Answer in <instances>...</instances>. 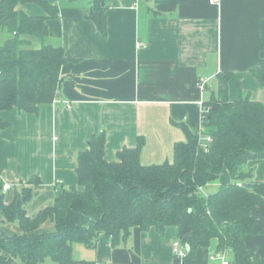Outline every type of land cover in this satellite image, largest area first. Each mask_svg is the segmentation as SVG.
<instances>
[{"label": "crops", "instance_id": "obj_1", "mask_svg": "<svg viewBox=\"0 0 264 264\" xmlns=\"http://www.w3.org/2000/svg\"><path fill=\"white\" fill-rule=\"evenodd\" d=\"M91 5L92 0L65 1L58 17L47 22L45 43L63 48L70 59L61 70L54 103L41 105L37 114L16 109L1 113L9 127L0 133V177L13 186L5 202L9 205L32 190L25 207L31 219L54 202L55 184L66 189L78 184V156L93 137L104 136L109 162L142 143V165L172 163L175 146L187 141L185 129L201 132L199 102L210 97L201 84L217 90L219 74H232L231 102L248 96L264 104V89L251 73L264 59V0H221L216 5L210 0H111L106 36L88 19ZM243 171L264 182V159L250 160ZM230 182L228 173L221 176L211 184V194ZM255 214L264 218V206ZM0 226L9 236L23 232L1 213ZM37 232L53 233L55 224L49 221ZM177 236L174 227L164 234L135 228L126 241L112 246L101 235L95 248L74 244L73 259L210 264L216 241L178 259L173 253ZM245 247L264 262V235L247 236ZM48 261L44 264H57Z\"/></svg>", "mask_w": 264, "mask_h": 264}, {"label": "trees", "instance_id": "obj_2", "mask_svg": "<svg viewBox=\"0 0 264 264\" xmlns=\"http://www.w3.org/2000/svg\"><path fill=\"white\" fill-rule=\"evenodd\" d=\"M110 1L92 0L88 16L104 36ZM26 5H36L43 13L30 15L23 10ZM58 15L59 6L48 0H0V133L9 127L2 112L37 114L41 105L55 101L61 70L70 62L63 48L45 43L47 22ZM35 41L40 45L34 47ZM260 47L264 52V20ZM251 73L264 89V59ZM231 77L219 74L217 90L205 87L210 97L204 102L209 112L203 127L212 141L205 148L198 134L185 129L187 141L175 146L172 163L142 165V143L109 162L104 136L93 137L89 149L78 156V184L69 189L56 185L54 202L34 219L25 210L33 191L7 205L0 177V213L23 231L9 236L0 226V264H92L73 259L74 244L92 249L104 235L118 246L135 228L164 234L169 227L177 229L189 252L216 241L217 250L229 252L235 264H264L256 251L245 247L247 236L264 235V218L255 214L264 206V182L243 171L250 160L264 159V104L248 96L231 102ZM227 173L230 183L212 194L201 192ZM49 221L55 232L38 233Z\"/></svg>", "mask_w": 264, "mask_h": 264}, {"label": "built area", "instance_id": "obj_3", "mask_svg": "<svg viewBox=\"0 0 264 264\" xmlns=\"http://www.w3.org/2000/svg\"><path fill=\"white\" fill-rule=\"evenodd\" d=\"M212 4H220L221 0H210ZM137 5H135L136 8ZM137 48H140V45L137 46ZM201 89L204 90L205 89V83L201 84ZM199 107H200V114H201V132L198 134L199 135V143L201 144V146L203 147H207V144L210 143L212 141V137L210 135H206V131L203 127V123L204 120L206 118L207 113L209 112L208 109H206L205 105H204V101L201 100L199 102ZM70 108V106H69ZM3 194H7L8 192L12 191L13 186H11L10 184L7 183H3ZM58 185L55 184V186ZM202 192V189H201ZM185 244H183L182 242H180L179 240H176L173 244V253L175 255L176 258L178 259H183L186 255H187V250L185 249ZM228 254L229 252L227 251H221V250H217L215 251L213 254H211L210 256V264H235L233 263L231 260H229L228 258Z\"/></svg>", "mask_w": 264, "mask_h": 264}, {"label": "rangeland", "instance_id": "obj_4", "mask_svg": "<svg viewBox=\"0 0 264 264\" xmlns=\"http://www.w3.org/2000/svg\"><path fill=\"white\" fill-rule=\"evenodd\" d=\"M49 2H54L55 4H57L58 6L61 5V3H64L65 1L69 2L70 0H48ZM88 2H90V0H87ZM23 10L26 12V13H29L30 15H41L43 13V10L40 9L38 6L36 5H26L23 7ZM3 42V37H0V45L1 43ZM34 44L36 46L34 47H37V45H40V42L39 41H35ZM215 183V182H214ZM211 186V185H210ZM209 185L202 189V192L207 195V194H211V191H213V186L210 187ZM210 187V188H209ZM215 188V187H214ZM219 188V187H218ZM217 188V189H218ZM228 258H230V254H228ZM49 263H53L52 261H48Z\"/></svg>", "mask_w": 264, "mask_h": 264}, {"label": "water", "instance_id": "obj_5", "mask_svg": "<svg viewBox=\"0 0 264 264\" xmlns=\"http://www.w3.org/2000/svg\"><path fill=\"white\" fill-rule=\"evenodd\" d=\"M4 223H5V222H4ZM185 249H186L187 251H189V247H188L187 245L185 246Z\"/></svg>", "mask_w": 264, "mask_h": 264}]
</instances>
